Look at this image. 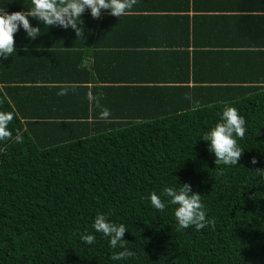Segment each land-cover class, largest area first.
Returning <instances> with one entry per match:
<instances>
[{"label":"trees","instance_id":"trees-1","mask_svg":"<svg viewBox=\"0 0 264 264\" xmlns=\"http://www.w3.org/2000/svg\"><path fill=\"white\" fill-rule=\"evenodd\" d=\"M146 17L124 26L134 47L155 30L173 39L172 23L147 25ZM97 29L92 24L90 38ZM77 40L70 50L46 43L55 48L3 60L31 63L35 72L31 82L0 75V111L13 114L11 139L0 140V264H264V78L190 86L186 53L185 78L147 84L143 65L166 58L137 48L101 58L92 50L105 66L88 70L77 65L90 47ZM65 51L77 60L54 69L56 53ZM72 65L83 73L73 75ZM226 106L244 116L246 131L237 164L216 166L200 137ZM177 182L201 195L212 225L178 231L174 206L158 212L150 205V193ZM97 213L127 226L133 257L112 261L121 249L101 234L91 245L80 240Z\"/></svg>","mask_w":264,"mask_h":264},{"label":"crops","instance_id":"crops-1","mask_svg":"<svg viewBox=\"0 0 264 264\" xmlns=\"http://www.w3.org/2000/svg\"><path fill=\"white\" fill-rule=\"evenodd\" d=\"M136 1L140 4L135 3L124 15L125 20L121 21L118 20L119 17L115 18L108 14V10H102L101 16L94 19L90 11L86 9L81 18V26L84 29L82 37H77L71 28L63 29L57 25L47 28L38 20L29 18L33 26L41 28V34L32 40L22 29L15 33L16 52L36 51L38 48L39 50L53 49L54 46L45 47V44L63 42L62 50H70L68 43L72 44L78 38L77 42L80 40L84 48L90 47V54L82 58L77 66L88 70L92 69L88 67L93 64L101 70L105 66L101 64L103 61L101 58L107 55L106 52L131 51L132 48H137L152 54L151 56L159 54L167 59L161 62L147 61L146 68L143 65L144 70L141 74L145 75L142 78H146L147 84H153L150 82L167 84L176 81L175 78H185L184 61L187 54L190 58L188 81L190 86L193 84L205 87L221 84H257L258 81L259 84L262 83L264 78V0H188L189 6H183L186 0ZM30 4L31 0H0V7L9 13L30 7ZM137 15L148 16L144 19L147 25L155 24V20L167 25L172 23L174 34L171 37L173 39L155 30L150 36H143L140 44L134 47V41L129 34L125 33L124 26L136 21ZM174 15L177 16L173 18ZM180 15L185 17L181 18ZM92 24H97L99 30L97 29V34L90 38L88 30ZM185 26L188 29L187 34L183 33ZM123 42L126 43L125 46L119 45ZM95 45H97L96 48ZM83 47L74 48L77 50ZM92 50H96L97 57L101 58H96ZM75 59L77 60V57L74 54L70 56L69 51L58 52L54 69L60 62L66 64H62L63 68L70 67L71 61ZM3 60H0L2 77L32 81L31 76L33 77L35 69L31 63L8 66L3 63ZM115 62L110 63V68L114 66V70L119 66L118 62ZM39 66H44L45 69L47 67L46 64H39ZM78 67L72 65L73 75L79 70L83 73L82 69H77ZM132 77L134 76H128V78ZM86 82L85 84L90 86L93 84L91 80ZM158 86L165 87V85Z\"/></svg>","mask_w":264,"mask_h":264},{"label":"clouds","instance_id":"clouds-1","mask_svg":"<svg viewBox=\"0 0 264 264\" xmlns=\"http://www.w3.org/2000/svg\"><path fill=\"white\" fill-rule=\"evenodd\" d=\"M135 2L136 0H31L30 7L11 13L0 7V60L16 53L14 34L21 29L32 40L41 34V28L33 26L29 18L38 20L47 28L52 25L63 29L71 28L77 37H82L84 29L81 18L86 9L94 19L101 16L102 10H108V14L121 18ZM12 119V113L0 111V140L11 139L8 126ZM245 131L244 116L237 108L226 106L219 120L200 139L207 142L208 151L214 154L216 166L236 165L243 149L238 140L244 137ZM22 139L20 133H17L15 142H22ZM251 163L255 164L256 159L253 158ZM148 200L158 212H163L166 206H174L173 215L178 231L189 227L200 230L214 223L211 217H207L201 195L192 191L188 183L177 182L176 186H165L158 192L150 193ZM126 230L128 228L124 223L111 220L109 214L97 213L92 222V231L81 232L79 235L83 243L91 245L95 242V234H101L107 238L110 248L121 249L111 256L112 261H120L135 255L125 245L123 235Z\"/></svg>","mask_w":264,"mask_h":264}]
</instances>
